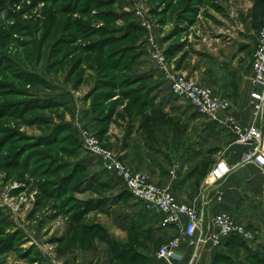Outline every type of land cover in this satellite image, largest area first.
Segmentation results:
<instances>
[{"label":"rangeland","instance_id":"obj_1","mask_svg":"<svg viewBox=\"0 0 264 264\" xmlns=\"http://www.w3.org/2000/svg\"><path fill=\"white\" fill-rule=\"evenodd\" d=\"M68 1L0 0V264H68L64 260L68 248L77 247L80 241L84 248H92L100 236L110 239L96 221L112 193L94 180L99 177L97 173L90 177L91 184L85 181L90 172L102 168L83 150L79 129L94 134L102 146L119 157L111 140L118 129L115 126L120 125L114 113L122 111L119 117L123 121L137 115L143 119L148 114L143 106L149 104L142 95L152 80L130 82L129 78L137 75L142 57V69L155 67L149 37L164 52L169 66L182 73L175 68L173 58L187 56L191 31L194 38L208 41L201 32L205 24H212L210 11L224 14L228 10L232 14L228 15L230 33L218 35L210 26L209 32L233 45L242 41L238 27L246 24L248 14L246 0H232L230 9L226 7L228 0H184L183 4L173 0L171 9L166 8L168 0H138L150 22L147 29L136 15L134 0H71V9ZM247 1L258 6L250 15L252 27L257 29L261 24L255 19L264 8H259L260 0ZM184 5L193 10H183ZM81 7L88 14L73 13ZM61 11L70 14L61 15ZM191 14L200 21L194 29L183 21H193ZM216 17L218 23L222 17ZM67 21L70 25L65 29ZM98 28L100 32L91 34ZM76 32L79 38L74 37ZM65 38L77 40L78 45L102 40L103 48L83 54L81 65L75 62L79 53L55 65L66 51L57 40ZM58 49L63 50L54 53ZM118 59L120 68L112 69V63L119 64ZM128 61L130 68H124ZM155 73L162 79L158 71ZM48 141L53 143L47 145ZM209 162H199L202 173L206 171L202 164ZM76 163H84L82 170H75L80 167ZM130 200L134 199L123 198ZM236 219L250 238L231 235L228 245L216 247L221 252L213 264H264V201H252ZM87 229L91 231L86 234ZM156 244L157 248L161 243Z\"/></svg>","mask_w":264,"mask_h":264},{"label":"crops","instance_id":"obj_2","mask_svg":"<svg viewBox=\"0 0 264 264\" xmlns=\"http://www.w3.org/2000/svg\"><path fill=\"white\" fill-rule=\"evenodd\" d=\"M245 4L249 15H246V24L238 27L241 42L233 45L230 41L220 40V36H210L209 26L211 32L218 35L232 31L228 22V15L232 14H228V10L224 14L213 10L209 12L212 18L207 17L212 19V24H205V34L201 32L208 37V41L202 42L198 36L194 38V31H191L192 40L186 43L187 56L182 58V55H177L173 61L178 71L210 87L216 97L227 99L239 124L263 127V120L254 114L249 105V96L253 89L252 53L264 22V10H260L255 19L261 24L255 29L250 15L251 9L258 6L247 0ZM259 6L264 8V0L259 1ZM226 7H232V0L226 2ZM216 14L222 17V21H215ZM194 16L190 17L191 22L183 20L184 25L190 23V28L194 29L200 23ZM251 33L255 35L252 38L249 36ZM142 50V53H147L146 49ZM143 60L142 57L138 61L136 77L152 80L144 90L145 102L149 105L145 106L144 102L143 107L148 114L143 119L137 115L123 121L119 117L122 111L118 109L114 113V119L117 117L115 120L120 125L115 126L118 128L115 135H112L114 131L111 129V140L115 142L112 146L121 160L133 171L144 172L153 183L167 188L179 202L201 210L205 218L224 213L236 219L252 201H264L262 170L241 162L249 146L237 142L234 133L215 120L196 114L188 102L185 104V100L170 92L168 84L155 73V67L150 65L142 69L140 63ZM201 160L210 161L203 173L198 165ZM218 161L224 162L229 172L224 178L213 181L210 173ZM96 173L99 177L95 176ZM89 175L85 180L87 184H91L90 177L95 176L94 180L112 193V198L108 197L103 203L102 213L96 221L105 231L104 236H110V239L97 237L92 248H84L80 241L77 247L65 250L64 260L68 264H169L158 258L156 251L161 244L177 236L178 229L162 226L161 216L147 211L143 203L134 197L131 196L134 200L123 201L129 195L120 179L101 169ZM64 237L67 239L66 233ZM156 243L161 244L156 248ZM216 251L209 244L202 246L195 263L212 264ZM178 253L181 259L174 260L173 264L193 263L192 247L181 243Z\"/></svg>","mask_w":264,"mask_h":264},{"label":"built area","instance_id":"obj_3","mask_svg":"<svg viewBox=\"0 0 264 264\" xmlns=\"http://www.w3.org/2000/svg\"><path fill=\"white\" fill-rule=\"evenodd\" d=\"M137 1L134 0L136 15L149 29L150 22L145 19ZM148 47L155 69L168 84L170 92L187 101L198 114L208 116L232 131L237 142L248 145L249 148L244 152L241 162L260 168L264 177V126L239 124L233 114L231 103L227 99L216 97L210 87L170 67L164 52L152 36L149 37ZM251 69L253 89L250 92L249 105L264 123V22L257 34ZM79 140L83 150L98 161L104 172L120 179L130 194L143 203L147 211L161 216L162 226H174L178 229L177 236L158 247L156 251L158 258L173 264L174 260L181 259L178 253L180 244L186 243L193 249L192 261H194L198 251L206 244L217 247L223 239L231 235L250 238L244 227L233 216L222 213L205 218V214L193 205L179 202L167 188L153 183L146 173L131 170L118 155L102 146L97 137L88 130L79 129ZM228 172V166L218 161L211 170L210 177L213 181H218Z\"/></svg>","mask_w":264,"mask_h":264},{"label":"trees","instance_id":"obj_4","mask_svg":"<svg viewBox=\"0 0 264 264\" xmlns=\"http://www.w3.org/2000/svg\"><path fill=\"white\" fill-rule=\"evenodd\" d=\"M183 1L184 0H179V3H182L183 4ZM202 0H188V3L189 2H192V3H197V2H201ZM51 2H53V3H56L57 2V0H51ZM68 5H67V7L68 8H70V7H72L71 5V0H69L68 1V3H67ZM174 5V1L173 0H168V4H167V7L166 8H168V9H171L172 8V6ZM76 8V7H75ZM185 8L187 9L186 11H188L189 12V10L190 9H192V6H190V5H186V7H185V5H184V7H183V10H185ZM195 8V7H194ZM71 9V8H70ZM167 9H165V11H166ZM193 10V9H192ZM88 10L87 9H85V7H81L80 9H76L75 11H73V13H76V12H78V13H80V14H88V12H87ZM69 12V11H68ZM67 11H61L60 13H61V15H68V14H70V13H68ZM185 11H183V13H184ZM182 13V14H183ZM55 14H57V13H54V15ZM56 18V16H54L53 17V21H54V23H55V19ZM55 19V20H54ZM68 20V19H67ZM69 21H67L66 23H64V25H63V27L66 29V27L67 26H69L70 25V23H68ZM76 26H79V22L77 23V25ZM62 27V28H63ZM100 30L101 29H95L94 30V33H91V34H97V32L99 31L100 32ZM91 34H89V35H91ZM88 35V36H89ZM123 36H125V37H123V39L124 38H126V36H127V34L125 33ZM74 37H76V38H79L78 37V33L76 32V35L74 36ZM122 36H120L119 38H121ZM122 39V38H121ZM120 39V40H121ZM102 40H98V41H95V42H93V43H84V44H80V45H78V43H77V40H70V38L69 39H58L57 40V44H58V46H64V47H66V48H63V49H65L64 51V53H63V56H61V58L60 59H58V60H56L55 61V65L57 64V65H60L64 60H66V59H68V58H71L74 54H77V53H79V55H78V58L75 60V62H76V64H79V65H81V61H82V59H83V54H86V53H90V52H93L94 50H96V48L97 47H99V50H101L102 51ZM175 46H174V48L175 49H178V47H177V45L176 44H174ZM74 46H78V47H75V48H73ZM103 46H104V44H103ZM70 47H72L73 48V50H68V49H71ZM63 49H58V50H54V53H56V52H58V53H60ZM121 52V51H120ZM169 52V51H168ZM167 52V53H168ZM124 59V58H123ZM120 61L121 60H119L118 59V63L119 64H117V63H112V66H111V68L112 69H119L120 68V66H121V64H120ZM130 66H131V63L128 61L127 63H125L124 65H123V67L124 68H130ZM80 75V77L82 76V73H79ZM81 79V78H80ZM127 79H128V77H127ZM130 82H132V81H134V80H137L138 79V77H136V76H131L130 78ZM104 82H106V83H108V81H104ZM109 84V83H108ZM143 96V98L145 99V96L144 95H142ZM105 97V96H104ZM50 136H51V134H49ZM78 139H76V141H77ZM53 143V141L52 142H46V144L47 145H51ZM83 164L84 163H76V165L78 166H80L79 168H76L75 167V170H82V166H83ZM202 165H204V167H205V169H206V167H207V164H202ZM56 171H57V169H55ZM54 170V171H55ZM48 172V171H47ZM76 174V173H75ZM126 193L129 195V196H132L131 194H130V192L128 191V190H126ZM133 197V196H132ZM95 228H97V227H95ZM94 228V229H95ZM92 229V228H91ZM91 229L89 230V229H87V230H85L86 232V234H87V232L88 231H91ZM97 232H94V235L96 234ZM232 239V236H230V237H227V238H225V239H223V241H222V243L220 244V245H222V246H226V245H228L229 243H230V240ZM219 245V246H220ZM214 248H216V247H214ZM217 248H219L218 246H217ZM216 248V249H217ZM221 251H219V249H217V251H216V253H215V255H214V258H213V262H212V264L216 261V259H218V257H219V253H220Z\"/></svg>","mask_w":264,"mask_h":264}]
</instances>
